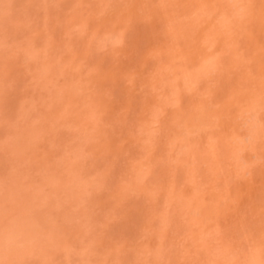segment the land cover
<instances>
[{
  "label": "rangeland",
  "instance_id": "rangeland-1",
  "mask_svg": "<svg viewBox=\"0 0 264 264\" xmlns=\"http://www.w3.org/2000/svg\"><path fill=\"white\" fill-rule=\"evenodd\" d=\"M0 264H264V0H0Z\"/></svg>",
  "mask_w": 264,
  "mask_h": 264
}]
</instances>
